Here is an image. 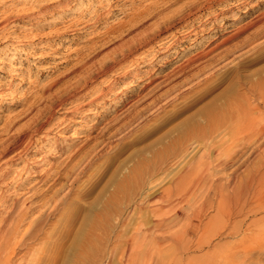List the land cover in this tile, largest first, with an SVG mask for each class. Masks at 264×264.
Segmentation results:
<instances>
[{
    "label": "rangeland",
    "instance_id": "374dc122",
    "mask_svg": "<svg viewBox=\"0 0 264 264\" xmlns=\"http://www.w3.org/2000/svg\"><path fill=\"white\" fill-rule=\"evenodd\" d=\"M229 105L264 128V0H0V139L40 112L47 122L5 166L0 193L40 207L0 235V264H264V181L217 214L184 178L244 179L264 161L251 132L210 147L222 136L208 119Z\"/></svg>",
    "mask_w": 264,
    "mask_h": 264
},
{
    "label": "bare ground",
    "instance_id": "6f19581e",
    "mask_svg": "<svg viewBox=\"0 0 264 264\" xmlns=\"http://www.w3.org/2000/svg\"><path fill=\"white\" fill-rule=\"evenodd\" d=\"M262 18V15H261ZM181 20V19H180ZM178 22V21H177ZM121 23V22H120ZM122 24V23H121ZM172 24H173V20H168L165 18H162L160 20V22L158 23L157 26V30L158 32L162 33V32H167L172 28ZM176 25V24H175ZM118 26V25H117ZM118 28V27H117ZM150 39H152L151 36H147L145 38H143V40H139V43L144 41H150ZM227 41V39H226ZM135 45V44H134ZM134 45H127L124 46V48L121 49L120 54L122 57V60L125 59L134 49ZM141 46V45H140ZM218 47V46H216ZM215 47V48H216ZM119 57V56H118ZM116 58V57H115ZM120 59V58H119ZM113 63V62H112ZM116 63V61H115ZM87 65V64H86ZM111 65V64H110ZM109 66H107L106 68L108 69ZM113 65V64H112ZM93 68H95V64L87 66V70L85 71V74H87V77L85 75L82 76L81 79H79L76 83V85L74 87H72L73 92L78 91L80 88H83L85 85H87L88 81H90L91 79H93L94 77V70ZM113 67L111 66V69ZM101 69V68H100ZM108 71V70H107ZM102 72V71H101ZM96 75V74H95ZM249 87V86H248ZM253 88V87H252ZM66 89V88H65ZM59 92V91H58ZM60 94V93H59ZM63 94V93H62ZM52 98V97H51ZM236 99V98H235ZM53 100V99H52ZM62 101V100H61ZM62 103V102H61ZM234 104V103H232ZM237 104V103H235ZM242 104V103H241ZM231 105V104H230ZM229 105V106H230ZM256 105V104H255ZM259 105V104H257ZM49 106V105H48ZM227 107L224 115L222 116L224 119L222 122H220V116L218 114H214L212 117H210L208 119L209 121V125L211 128V134H216L218 136H222L217 142H211L210 143V147L213 149L216 148H220L222 147L226 141H224L226 138V140L228 141V138H236L238 139L240 136H242V139H247V132H251L253 133V137L255 136L254 134H256L258 137H262L264 136V128H259L255 129L253 128V125L251 126L250 123L248 126V121L251 119V115L250 117L246 116V110L245 107H238L236 105L234 106H230ZM216 108V107H215ZM254 109V107H252ZM262 108V107H261ZM251 109V108H250ZM257 109H255L256 111ZM259 112H260V108H258ZM249 111V110H248ZM251 111V110H250ZM37 112V111H36ZM35 112V113H36ZM40 112V111H39ZM43 113V112H42ZM252 113H254V110L252 111ZM257 112H255V116ZM41 112L39 114H35L33 117H31L27 124L22 127L20 130H16L13 132V134L6 140H1L0 139V191L1 190H5L7 189V185L9 186L10 183H8V181L6 182L7 179H9V176L14 172V170L6 168L7 165H15V163L19 160H23L22 155L27 153V148L26 145H29L27 143H29L28 140H30L31 134H38L40 133V131L43 129L45 123H47L46 121H44L41 117ZM43 115V114H42ZM221 115V113H220ZM226 115V116H225ZM51 116V115H50ZM201 116V115H200ZM219 116V125H217L218 123H216V125H214L215 120L218 119ZM140 117V116H139ZM259 117V116H258ZM257 117V118H258ZM256 118V119H257ZM255 119V118H254ZM261 119V117H260ZM259 119V120H260ZM207 121V122H208ZM252 121V120H250ZM255 121V120H253ZM257 121V120H256ZM262 121V119H261ZM259 121V122H261ZM206 123V122H205ZM257 123V122H256ZM203 125V124H202ZM206 125V126H207ZM257 125V124H256ZM261 126V125H260ZM204 127V126H203ZM257 127V126H255ZM5 128V127H4ZM208 129V127H207ZM222 129V131H221ZM6 130V129H5ZM201 130V129H200ZM205 130V129H204ZM203 130V131H204ZM202 131V133H203ZM8 132V131H7ZM116 132V131H115ZM206 132V130L204 131ZM193 134V133H191ZM197 134V133H196ZM205 134V133H204ZM246 134V135H245ZM250 134V133H249ZM195 135V134H194ZM198 135V134H197ZM239 135V137H237ZM199 136V135H198ZM246 136V137H245ZM185 137V136H184ZM211 137V136H210ZM251 137V136H250ZM223 138H225L223 140ZM201 139V138H200ZM211 139V138H209ZM241 139V140H242ZM252 139V137H251ZM240 140V141H241ZM248 140V139H247ZM256 140V139H255ZM246 141V140H245ZM254 141V140H253ZM185 142V141H184ZM241 142H244L243 140ZM252 142V141H251ZM255 142V141H254ZM218 143V145H217ZM248 143V142H247ZM258 143V142H257ZM244 144V143H243ZM251 144V143H250ZM217 145V146H216ZM258 145V144H257ZM24 147V148H23ZM262 147V146H261ZM254 148V147H253ZM260 148V147H259ZM258 148V149H259ZM211 150V149H210ZM209 150V151H210ZM219 149H216V151L218 152ZM222 150V149H221ZM260 150H262L260 148ZM208 151V150H207ZM206 151V152H207ZM208 151V152H209ZM253 151V150H252ZM259 151V150H258ZM80 151H75V153H73L70 157H68L69 159L74 158L76 155H78ZM98 152V151H97ZM205 152V151H204ZM207 152V153H208ZM220 152V151H219ZM218 152V153H219ZM222 152V151H221ZM220 152V153H221ZM255 152V151H254ZM260 152V151H259ZM23 153V154H21ZM206 153V154H207ZM210 153H214L213 151ZM13 155L11 158H9L8 160H5L4 162H1V160L3 159V157L7 156V155ZM204 153V156L206 155ZM92 155V154H91ZM208 155V154H207ZM255 155V154H253ZM252 155V156H253ZM258 155V154H256ZM203 156V157H204ZM245 156V155H244ZM251 156V155H250ZM243 157V155H242ZM257 157V156H255ZM248 158V157H247ZM258 158V157H257ZM264 159V158H262ZM259 160V162L262 161ZM239 160V159H238ZM255 160V159H254ZM258 160V159H257ZM24 161V160H23ZM237 161V160H236ZM83 162V160H82ZM87 162V160H86ZM239 162V161H238ZM246 162V161H245ZM19 163V162H18ZM88 163V162H87ZM224 163V164H223ZM229 162L227 161V163L225 164V162H220L218 163V166H221L222 164L225 165L226 167H228ZM230 164V163H229ZM237 164V163H236ZM243 164V163H242ZM255 164V163H254ZM259 164V163H258ZM253 165L251 167H249L250 169H248V173L246 175V178L241 179L239 174L235 173L233 175H231V178H229L227 180V182L225 183H219L217 181V183H214L213 179H209L210 176H202L199 177L197 179H195L194 176H192L191 174H187L186 176H184L185 179L188 180H192L193 183L198 185H201L203 187H206L207 193H206V199H212V203L216 202V212L217 214H221L223 212L226 211V207H228L230 204L233 203H237V201L239 200L240 197V189H244L245 187L250 186V184L252 185L253 182L256 180L258 182H262L264 181V161H262V163H260L259 165ZM60 165V164H59ZM6 166V167H5ZM64 166V165H63ZM62 166V167H63ZM236 166V165H235ZM10 167V166H9ZM61 167V168H62ZM77 167V166H76ZM80 167V166H79ZM223 166H221L222 168ZM232 167V166H231ZM248 167V166H247ZM85 168V167H84ZM219 168V167H218ZM235 168V167H234ZM25 170L29 171V169L27 168V166L24 168ZM65 168H62L61 170H59L58 172H56V181H58L60 179L61 176L65 175ZM224 170H227V168L225 169L222 168ZM239 169V168H238ZM84 170V169H82ZM80 170V171H82ZM232 170V169H231ZM230 170V171H231ZM68 171V170H67ZM78 171V170H77ZM237 172V170L235 171ZM190 173V172H189ZM229 174V173H228ZM185 175V174H183ZM211 175V174H210ZM225 175V174H224ZM49 173L45 172V174H43V176L41 177V183L47 182L48 178H49ZM62 178V177H61ZM177 178V177H176ZM13 179H15V177H13ZM28 179V178H27ZM35 178H32L28 181V185L30 186V184H32L33 180ZM12 180V179H11ZM216 180V179H215ZM226 180V179H225ZM54 181V182H56ZM187 181V180H185ZM222 181V180H220ZM224 181V180H223ZM10 182V181H9ZM191 182V181H190ZM35 183V182H34ZM54 184V183H53ZM256 184V183H255ZM260 184V183H259ZM33 185V184H32ZM25 184L19 185L17 188L19 190H24L25 189ZM17 188H15L17 190ZM29 189L28 192H31L32 190L35 189V187H27ZM53 188V187H52ZM251 188V186H250ZM27 189V190H28ZM6 191V190H5ZM4 192V191H3ZM34 193V192H33ZM30 194V193H29ZM18 195H6L4 193H0V235L5 234L9 237H14L19 233L20 227L23 225V223H25L31 214H34L37 210L38 207H40V205H37V203L35 204V202H30V204L27 205V201L26 200H21L19 198H17ZM42 196V195H41ZM254 196V195H253ZM256 196V195H255ZM242 197V196H241ZM245 198V197H244ZM46 201V200H45ZM50 201V200H49ZM147 201V200H145ZM208 201V200H207ZM48 202V201H47ZM52 202V201H51ZM211 202V201H210ZM49 203V202H48ZM247 201H244L243 204L240 205V207H237L236 209V213L232 210L229 211V215L230 217L235 215H241L243 212V208L246 205ZM43 204V203H42ZM46 205V203H45ZM50 206V205H49ZM45 210V209H44ZM231 212V213H230ZM208 222V221H207ZM11 223V224H10ZM207 224V223H206ZM32 225V222L30 223L29 226ZM23 228V227H22ZM27 233V232H26ZM143 233V232H142ZM18 236V235H17ZM8 238V237H7ZM14 239V238H13ZM8 240V239H7ZM11 240V239H10ZM6 248V247H5ZM1 250V248H0Z\"/></svg>",
    "mask_w": 264,
    "mask_h": 264
}]
</instances>
